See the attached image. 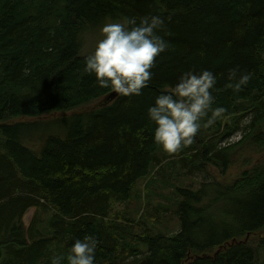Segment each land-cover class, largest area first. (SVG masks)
Here are the masks:
<instances>
[{
    "label": "trees",
    "instance_id": "obj_1",
    "mask_svg": "<svg viewBox=\"0 0 264 264\" xmlns=\"http://www.w3.org/2000/svg\"><path fill=\"white\" fill-rule=\"evenodd\" d=\"M151 15L164 18L169 49L142 95L106 101L111 91L83 71L84 39ZM234 68L251 74L239 93L225 88ZM205 69L226 112L168 154L148 108ZM237 133L241 144L229 143ZM243 143L264 147V0H0V264H51L85 235L98 241L95 264H264V238L244 241L264 232V163L230 185L207 167L226 172ZM164 194L171 217L154 202Z\"/></svg>",
    "mask_w": 264,
    "mask_h": 264
},
{
    "label": "clouds",
    "instance_id": "obj_2",
    "mask_svg": "<svg viewBox=\"0 0 264 264\" xmlns=\"http://www.w3.org/2000/svg\"><path fill=\"white\" fill-rule=\"evenodd\" d=\"M165 27L159 15L124 17L121 21L106 22L100 28V38L84 57V73L94 76L96 84L119 97L142 95L149 86L156 60L170 45L158 33ZM27 69L25 74H27ZM226 89L241 92L251 79L250 73L230 69ZM216 74L210 70H189L178 79L171 91L161 92L148 108V119L155 125L153 141L168 154H175L191 145L204 127L221 120L224 107H214ZM98 241L94 236L77 238L67 256H53L51 264H95Z\"/></svg>",
    "mask_w": 264,
    "mask_h": 264
},
{
    "label": "rangeland",
    "instance_id": "obj_3",
    "mask_svg": "<svg viewBox=\"0 0 264 264\" xmlns=\"http://www.w3.org/2000/svg\"><path fill=\"white\" fill-rule=\"evenodd\" d=\"M109 22H115V21H109ZM100 38V28L95 30L92 33L87 34L86 38L84 39V51L85 53H89L93 50L95 42ZM106 100V99H105ZM103 100H101V104H102ZM85 109H79L76 112H68V113H51L48 115H45L43 119L41 120H52L61 116H68L71 115L73 113H79L81 111H83ZM250 118L247 117V119L245 120V122L243 121V123H246L249 121ZM22 120H25L26 122H30V121H34L32 119H28V118H22ZM37 120V119H36ZM54 126H51L49 128V125H47L45 127V129L47 130L46 134H49L51 132H53ZM36 137V136H35ZM243 141V137L241 134H236L235 136H233L230 139L231 144L234 143H239L241 144V142ZM229 143L227 145H229ZM250 143V142H248ZM224 145H226V143H224ZM264 146V143H263ZM239 150H237L236 154L233 156V159H231V164L228 168V170L224 173H222L218 168L212 166V165H208V170L211 173V175L221 184H225V185H230L234 182H236L246 171H250L253 167H255V165L260 164V163H264V147L260 148V144L259 145H255V144H247V143H243L242 145L238 146ZM191 179H197L196 177H192ZM173 180V179H172ZM172 180H170L172 182ZM190 180V179H188ZM175 180H173L174 183ZM147 181H141L139 183V189L141 197H142V201L144 200L143 197L145 195H147ZM169 185V187H164L162 188L163 193H170L172 191V189H174V184ZM166 194H164V197H160V200H157V198L154 199V202L159 201L158 204L161 207L162 210H165V214H168V217H171L172 214L174 213V210H172V206H171V201L167 202V200L165 199ZM168 199V198H167ZM143 203H140V205ZM159 206V207H160ZM145 205L142 209L145 210ZM124 209V206L122 205H115L114 206V210L112 212V217L116 214V212L122 211ZM158 213V211H157ZM35 214V208H30L29 210H27L26 214L24 215V222L27 226L30 225L31 220L33 219V216ZM177 222L176 221H172L171 225H169V227H171V229L173 228V230L176 228ZM261 238H264V232L263 233H256L251 235L249 238L244 239V241L246 242V244H252V245H257L259 243V241L261 240Z\"/></svg>",
    "mask_w": 264,
    "mask_h": 264
},
{
    "label": "water",
    "instance_id": "obj_4",
    "mask_svg": "<svg viewBox=\"0 0 264 264\" xmlns=\"http://www.w3.org/2000/svg\"><path fill=\"white\" fill-rule=\"evenodd\" d=\"M116 95H117L116 93L111 92V93L107 96L106 101H110V100L114 99V98L116 97Z\"/></svg>",
    "mask_w": 264,
    "mask_h": 264
}]
</instances>
